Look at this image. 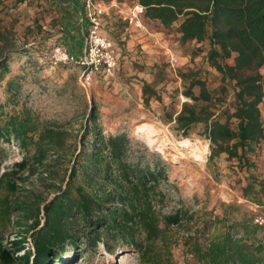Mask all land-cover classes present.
I'll return each mask as SVG.
<instances>
[{
  "label": "trees",
  "instance_id": "16d2710c",
  "mask_svg": "<svg viewBox=\"0 0 264 264\" xmlns=\"http://www.w3.org/2000/svg\"><path fill=\"white\" fill-rule=\"evenodd\" d=\"M33 1L52 14L61 30L59 42L78 61L89 25L80 21L82 1ZM134 2L144 5L145 17L159 22L169 34L176 33L181 43L208 41L209 64L224 83L232 85V95L217 108L215 92L207 88L201 72L196 73L182 91L192 102L182 103L172 129L184 136L197 131L210 141L212 159L225 153L236 167L245 168L248 181L242 186V197L264 206V184L257 188L256 176L250 172L256 168L264 144V0ZM2 22L0 15V82L10 72V60L18 51L12 31ZM230 58L233 64L227 62ZM14 85L8 81V91L18 93ZM143 91L146 104L151 97L161 99L147 83ZM3 108L0 106V159L15 153L13 142L23 157L0 173V264H67L82 244L87 252L99 244L109 250L122 244L140 249L141 264H178L166 248L165 232L184 219L192 222L195 214L180 200L176 210L163 213L167 194L159 188L166 177L164 167L128 160L125 134L106 135L94 127L87 132L94 133L92 148L84 145L67 176L59 179L57 159L46 160L53 157L52 151L62 149L65 133L47 125H60L40 122L26 104L9 112ZM39 173L47 194L23 184ZM99 181L113 189L101 191L96 186ZM238 211V205L225 206L222 214L206 220L200 233L186 239L192 264H264V226L255 222L256 212L239 215ZM11 227L15 238L7 243ZM159 241L170 256L162 258L164 253L156 252Z\"/></svg>",
  "mask_w": 264,
  "mask_h": 264
},
{
  "label": "rangeland",
  "instance_id": "374dc122",
  "mask_svg": "<svg viewBox=\"0 0 264 264\" xmlns=\"http://www.w3.org/2000/svg\"><path fill=\"white\" fill-rule=\"evenodd\" d=\"M0 10L2 25L12 31L14 47L18 50L10 60V72L0 82V106L9 112L20 110L26 104L33 108L40 122H57L60 125H47V128L65 132L62 149L52 151L53 157L46 160L57 159L60 172L57 178L67 176L73 158L84 145L92 148L90 143L94 133L87 132L94 127L106 135L125 134L129 138L125 144L128 160L165 168L166 177L161 179L159 188L167 194L163 213L176 210L182 202L189 213L195 214L192 222L184 219L165 232L166 248H170L169 253L178 264H192V255L185 247L186 239L200 233L206 220L222 214L225 206H240L239 215L242 212L264 215V206L242 197V186L248 181L245 168L236 167L235 161L229 160L225 153L212 159L210 141L197 131L184 136L172 129L175 124L173 119L182 103L192 102L182 91L196 73L201 72L200 77L205 80L207 88L215 92L219 102L217 108L232 95V85L224 83L221 74L209 64L208 41L177 43V52L158 54L144 51L140 45H134L133 51L126 50L123 45L126 46L128 38H112L122 48L119 69L113 76L96 74L92 82L85 85L82 81L84 68L77 61L56 62V48L67 47L59 42L61 30L52 14H46L33 0L0 1ZM144 23L143 30L154 28L155 23L146 17ZM164 32L169 35L165 29ZM170 35V40L176 43L178 35ZM171 56L178 59L175 67L171 64ZM227 62L233 64L234 60L230 58ZM180 72L184 75L181 76ZM8 81L16 84L18 93L14 89L8 91ZM145 83L154 88L161 99L151 97L146 104ZM223 83L226 92L222 88ZM12 95L15 97H10ZM148 122L157 125L158 130L139 129L140 125ZM38 133L39 130L35 131V134ZM11 147L15 153L0 159V173L23 157L16 142ZM196 153L202 159L196 158ZM256 164L250 172L256 176L259 188L260 183L264 184V144ZM23 184L39 193H48L40 173L29 176ZM96 186L101 191L113 189L112 185L101 181L96 182ZM261 233L264 234V227ZM6 236L7 243L15 238L13 227ZM160 244V241L157 242L156 252L162 251V258L170 256ZM67 264H141L140 249H128L117 244L109 250L99 244L95 250L87 252L85 244H82L72 253Z\"/></svg>",
  "mask_w": 264,
  "mask_h": 264
},
{
  "label": "built area",
  "instance_id": "2783aa9c",
  "mask_svg": "<svg viewBox=\"0 0 264 264\" xmlns=\"http://www.w3.org/2000/svg\"><path fill=\"white\" fill-rule=\"evenodd\" d=\"M81 1L84 6V15H81L80 21L85 20L89 25L85 35L83 54L77 62L84 68L82 81L86 85L92 82L96 74L115 75L120 66V47L103 30L105 8L100 0ZM144 18L145 6L138 2H134L123 16V20L129 26L140 30L145 29ZM55 51L56 62L75 60L65 47L58 46ZM170 61L173 67L178 63L175 56H171ZM255 222L264 226V215H258Z\"/></svg>",
  "mask_w": 264,
  "mask_h": 264
},
{
  "label": "crops",
  "instance_id": "0c3cea01",
  "mask_svg": "<svg viewBox=\"0 0 264 264\" xmlns=\"http://www.w3.org/2000/svg\"><path fill=\"white\" fill-rule=\"evenodd\" d=\"M127 1L128 0H100L101 5H103L105 8L103 20L104 32H106L111 38H115V40H125L128 38L126 41V46L124 44L123 47L129 51H133L132 49L134 45H140L144 51L156 52L158 54L163 52H177V48L179 47L178 44H181V42L178 40L176 43L171 41V35H167L164 32V27L159 24V22L149 19V21H152L153 24L155 23L154 28L140 30L129 26L123 20V16L134 4V2ZM191 42L195 41L191 40ZM263 106L264 103L262 105V110Z\"/></svg>",
  "mask_w": 264,
  "mask_h": 264
},
{
  "label": "bare ground",
  "instance_id": "6f19581e",
  "mask_svg": "<svg viewBox=\"0 0 264 264\" xmlns=\"http://www.w3.org/2000/svg\"><path fill=\"white\" fill-rule=\"evenodd\" d=\"M140 130H149V131H157L158 127L154 123H143L139 127ZM185 142V141H184ZM196 158L202 159V156L199 153H196Z\"/></svg>",
  "mask_w": 264,
  "mask_h": 264
}]
</instances>
